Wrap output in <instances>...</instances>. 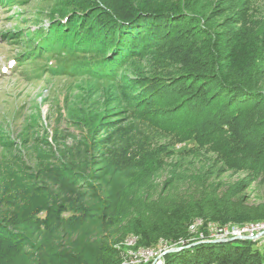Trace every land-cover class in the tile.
<instances>
[{"label":"rangeland","instance_id":"1","mask_svg":"<svg viewBox=\"0 0 264 264\" xmlns=\"http://www.w3.org/2000/svg\"><path fill=\"white\" fill-rule=\"evenodd\" d=\"M94 2L27 0L9 9L2 7L0 32L34 30L36 24L45 26L48 20H55L58 13L65 15L78 5L74 21L69 17L64 23L68 30H80L81 22L87 30L100 31L103 35L111 33L114 39L120 38L118 31L125 25L113 23L109 14L98 9ZM118 2H142L171 10L160 22L156 20L154 24L148 22L146 25L159 29L172 26L175 38L141 57H134L112 83L84 76L46 73L43 68L54 65L47 57L40 63L12 70L10 60L16 56V45H1V42L0 209L8 210L17 204H24V208L31 205L29 198L35 195L28 188L34 184L43 192L38 196L42 206L50 195L53 200H58L60 190L59 185L52 182L53 171L67 168L94 181L96 191L107 190L104 193L106 199L118 212L112 216V230H103L102 234L112 236L122 227L138 221L137 212L130 208L138 203V197L145 194V189L156 200L158 197L164 200L188 197L194 188L188 189L185 180H177L187 169L199 172L202 177L207 170L204 180L207 212L264 214V0ZM140 21L136 17L132 26H137ZM94 24L101 29L95 28ZM100 38L98 40L102 41ZM215 74L223 76L224 80H240L251 89H231L236 97L249 102L242 109L245 112L235 118L236 127L224 133L226 137L222 144L212 142L207 148L192 151V142H176L172 134L143 120L142 112L152 116V110L157 108L151 105V100L163 95L151 91L152 86L179 78L184 83L182 81L189 75H196L207 78L209 86L216 84L215 90L225 88L222 81H210ZM141 86L147 88V95L146 102L140 107L137 99ZM195 151L200 155L192 154ZM249 154L258 157L252 163H237L236 159ZM172 178L174 183L165 186ZM89 186L90 183L81 182L78 189L89 191ZM96 212L90 211L91 214ZM63 215L67 217L66 212ZM96 218L99 219L89 220ZM252 222L257 221L245 223ZM239 223L195 217L187 225V234L188 227L194 224L197 230H202L209 224ZM138 242L139 236L129 232L113 243L121 262L131 249L141 247Z\"/></svg>","mask_w":264,"mask_h":264},{"label":"trees","instance_id":"2","mask_svg":"<svg viewBox=\"0 0 264 264\" xmlns=\"http://www.w3.org/2000/svg\"><path fill=\"white\" fill-rule=\"evenodd\" d=\"M25 1L27 0H0V6L9 9ZM94 3L98 9L109 14L113 23L125 25L123 30L118 31L120 38L114 39L111 33L103 35L100 31L87 30L81 22V31L68 30L64 23L69 17V20L74 21L77 8L80 7L74 5L65 15L58 13L55 20H48L45 26L39 23L34 30L2 31L0 39L19 43L16 57L18 63L47 57L46 59L53 60L54 65L45 66L43 70L46 73L54 76H84L112 83L120 77L123 67L134 57H141L175 38L172 26H164L162 29L150 26L151 22L154 24L156 20L160 22L162 18L168 17L172 12L169 9L142 2L121 3L118 0H95ZM136 17L141 21L137 26H132ZM148 22L150 25L147 26ZM87 24L84 20V25ZM95 34L97 36L93 38L92 35ZM100 36L102 41L98 40ZM180 42L181 40L177 43ZM74 63L76 66L71 67ZM214 76L210 81H222L225 88L215 90L216 84L209 86L207 78L196 75H189L182 81L184 83L179 78L152 86L151 91L163 95L157 97L160 99L155 97L156 99L151 100V105L157 108L152 110V116L142 112L143 120L152 127L172 134L176 142H192V151L207 148L212 142L222 144L226 137L224 133L236 127L235 118L239 113L245 112L242 109L249 102L236 97L235 91L231 89H251L240 80H224L223 76ZM141 88L137 99L140 107L146 102L147 95V88ZM192 154L199 153L195 151ZM257 157L249 154L236 161H239V165L247 161L252 163ZM184 170L177 180H185L188 189L194 188L188 197L179 200L158 197L156 200L145 189V194L138 197L139 204L130 208L132 212H137L140 217L138 221L122 227L121 231L117 230L115 235L105 236L102 234L103 230H112V216L118 212L107 201L104 194L107 190L96 191L94 181L87 180L70 169H54L52 182L59 185L58 200H53V195H50L42 206L38 196L43 192L34 184L32 188H28L35 195L29 198L31 205L24 208V204H17L8 210L0 209V264H120L121 257L113 243L122 240L129 232L139 236V246L152 247L159 238L174 240L186 237L187 225L195 217L218 220L221 223L234 220L239 224L264 220V214L248 216L242 212L228 215L220 214V211L207 212V201L204 202L207 198V191L204 189L207 170L202 173L203 177L199 172ZM174 181L172 178L164 185L170 186ZM81 182L85 185L90 183L89 191L78 189ZM49 199L50 204H47ZM87 199L91 201L87 202ZM94 210L97 212L91 214L90 211ZM65 212L67 217L63 215ZM144 215L147 217L144 218ZM95 217L99 219L89 220ZM187 247L167 253L163 264H264V245L255 244L251 240L199 242L191 248Z\"/></svg>","mask_w":264,"mask_h":264},{"label":"built area","instance_id":"3","mask_svg":"<svg viewBox=\"0 0 264 264\" xmlns=\"http://www.w3.org/2000/svg\"><path fill=\"white\" fill-rule=\"evenodd\" d=\"M206 238H220V239H233L242 240V238H250L255 244L264 245V228H240L222 227V228H208L207 231L193 230V236L189 240H179L176 246L186 245L192 241H202ZM175 247L166 245H159L156 249L142 252L140 255L129 256L126 264H157L164 252H168Z\"/></svg>","mask_w":264,"mask_h":264},{"label":"bare ground","instance_id":"4","mask_svg":"<svg viewBox=\"0 0 264 264\" xmlns=\"http://www.w3.org/2000/svg\"><path fill=\"white\" fill-rule=\"evenodd\" d=\"M194 223V222H193ZM195 225V224H194ZM194 225H191L188 227V231L189 233L188 234H191L193 235V230H196L197 227H195ZM234 226H238L240 228H252V229H261V228H264V222H252V223H244V224H240V225H213V224H209L207 228H203L202 230H199V231H207V229L210 227V228H222V227H234ZM199 227V226H198ZM202 227H205V226H202ZM201 227V228H202ZM200 228V227H199ZM198 228V229H199ZM182 240V239H180ZM242 240H251L250 238H242ZM224 242V241H234L233 239H220V238H206L202 241H196V242H192V243H188L186 245H180V246H177L173 249H170L172 251L176 250V248H178L177 250L181 249V248H184L186 246H189L193 243H199V242ZM252 241V240H251ZM167 243L163 240H160L159 243L154 247V248H145V247H137L136 249L133 248L134 250H130L128 253H126L124 255V258H123V261L121 262V264H126L127 263V259L129 258V256H136V255H140L142 254V252H145V251H148V250H152V249H156V247H158L159 245H166ZM258 245H262V244H258ZM176 250V251H177ZM164 257H161L160 260L158 261L157 264H163V259Z\"/></svg>","mask_w":264,"mask_h":264},{"label":"water","instance_id":"5","mask_svg":"<svg viewBox=\"0 0 264 264\" xmlns=\"http://www.w3.org/2000/svg\"><path fill=\"white\" fill-rule=\"evenodd\" d=\"M192 236H193V235H191V234H187L186 237H179V238L174 239V240H168V239L160 238V239H158V241L156 242V244H155L154 246H152V247H145V248H154V247L159 243L160 240L165 241V242L169 245V247H172V246H173V247H177L176 244H178V241H179L180 239H182V240H189ZM192 242H194V241H192ZM193 245H195V243H193ZM177 249H178V248H176V250H177ZM176 250H174V251H176ZM174 251L169 250L168 252H164V253H163V256H165L167 253L174 252ZM120 264H121V263H120Z\"/></svg>","mask_w":264,"mask_h":264}]
</instances>
